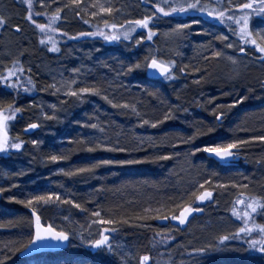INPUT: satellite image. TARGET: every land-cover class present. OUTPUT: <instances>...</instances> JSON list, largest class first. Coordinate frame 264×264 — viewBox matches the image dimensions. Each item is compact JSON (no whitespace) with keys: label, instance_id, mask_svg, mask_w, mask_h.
I'll return each mask as SVG.
<instances>
[{"label":"trees","instance_id":"16d2710c","mask_svg":"<svg viewBox=\"0 0 264 264\" xmlns=\"http://www.w3.org/2000/svg\"><path fill=\"white\" fill-rule=\"evenodd\" d=\"M10 5L12 8L17 7L20 13L21 6H26L23 0H12ZM190 14L185 22H188L189 18H201L208 27H212L215 23L219 24L216 19L207 15L196 12ZM34 18L39 22L45 17ZM78 39L81 37H76L74 40ZM10 42L17 44L19 50L26 48L25 54L31 51L32 55L35 53L30 45L24 46L20 41L15 40ZM213 44L215 45L214 41ZM198 46L193 43L190 55L185 56L182 62V66L188 65V68L184 71L183 77L179 76V85L166 84L164 78H148L144 73L134 78L127 72L126 67L119 72L115 68L105 66L104 61H95L92 64L89 76L84 81V87L95 83L102 88L99 95L101 99L107 94L117 103L126 101L134 104L141 114L140 118L149 120L162 118L167 108L172 105L188 109L187 112L175 110L172 119L152 127L151 124L141 125L130 108L129 112H121L119 108L114 107L117 110L111 113L105 111L100 103L101 114H96L95 118L97 124L106 128L103 135L108 136L114 146L119 141V146L127 147L128 151L106 149L88 151L87 144L79 142L83 134L71 131L60 145L48 143L38 148H31L26 142L21 150L13 149L7 152L5 157L0 153L1 165L7 169L5 181L0 185L5 188V191L0 193V224L4 225L0 227V258L5 254L10 256L4 264H121L113 259L103 262V259L100 260L89 253V246L85 247L70 238L65 247L32 257H20L23 251L16 254L9 252L4 247L6 243L12 240L18 241L22 235L27 236L32 230L26 222L19 220L30 217L31 210L26 205L10 200L9 197L17 195L24 198L29 193L41 190L59 191L62 196L72 195L73 199L88 209L84 212L68 204L71 208L70 212L74 215L80 214L83 220L89 219L97 206L106 217L115 215L128 218L130 222L122 224L116 235L122 242L134 246L133 251L138 254L148 253L152 257V264H264V254L247 250L243 240L225 242L224 247L209 249L203 254L189 252L191 247H206L209 243H215L216 235L240 226L231 212L227 211L239 192L264 195V142L249 141L239 149V162L227 166H221L207 159L203 151L194 156H185L184 153L190 145L176 143L177 137L186 138L204 124H215L211 109L216 105L225 106L221 109L225 112V116L220 124L216 125L214 132L198 136L193 140L194 145L202 147L218 137L247 139L252 135H264V88L261 87L264 80L263 72L251 67L239 77L226 74L217 63H206L196 56L200 48ZM196 66L200 67L199 72L192 71ZM205 72L207 75H204ZM117 73L120 75L118 76ZM31 74L32 72L27 73V75ZM202 75L204 79L197 83ZM249 88L252 89L251 92L248 91ZM32 94L34 90L31 93L21 90L16 104L23 106L24 110L22 115H18L10 130V135L15 136L19 133L25 141L27 137L22 132L25 125L32 122L25 108L28 103L26 98ZM14 95L13 92H8L0 96V99L11 102ZM239 95H245L246 99L230 107L231 102ZM212 97L215 99H211ZM106 103L109 104L108 101ZM109 105L113 107L112 104ZM88 115L91 117L90 114ZM98 136L103 138L101 134ZM149 137L153 138L157 147L154 148L148 143ZM141 139L145 141L144 144L140 143ZM53 151L63 153L68 158L55 162L45 160L44 156ZM172 151L181 153V156H173L168 160L142 161L144 156L163 155ZM20 157L25 160H19ZM98 160L140 162L101 165L94 170V175L81 173L69 177L60 171V169L72 170ZM19 172H23L24 175H15ZM213 172L217 174L213 179L222 181L235 179L238 183L248 184L249 187L236 189L229 185L227 189L217 188L214 196L218 204L213 201L200 202L190 195L185 196V202L190 199L193 206L201 207L203 211L190 216L189 222H192L184 231L175 227L173 240L160 243V237L156 236V233L161 228L168 229L173 226L154 225L153 220L157 219L154 212L148 213L149 219L139 220L138 217L144 215L142 210L149 207L158 208L161 202H168L167 198H175L181 192L191 193L198 187L196 181L207 179ZM50 173H57V176H49ZM48 184L49 188H47ZM101 185H103L102 190ZM173 202L178 205L181 202L175 199L168 202L169 210L178 215L179 208H173ZM162 214L167 215V212ZM42 219L48 222V218L43 214ZM258 219L262 222V218L258 217ZM143 224H147L148 227H142ZM228 227L233 228L229 230ZM188 231L191 237L185 238L184 233ZM189 243L191 246H188ZM11 246L9 244V247Z\"/></svg>","mask_w":264,"mask_h":264},{"label":"snow or ice","instance_id":"6c2138e0","mask_svg":"<svg viewBox=\"0 0 264 264\" xmlns=\"http://www.w3.org/2000/svg\"><path fill=\"white\" fill-rule=\"evenodd\" d=\"M150 7L146 10V13L140 17L133 18H123L122 22L118 17L123 16V5L117 8L112 0H104V2H99V0H93L89 3L88 0H67L64 3L63 0H38L39 5L44 9L42 12L37 11L35 8L34 0H23L24 5H26V13L24 20L33 26L34 33L38 36V42L40 45L48 46V51L53 53H59L61 51L58 40L62 37H68L70 39H75L76 37H102L104 41L113 42L121 41H134L136 46H140L142 42L153 41V38L157 36L160 32L158 27L159 22L164 18H171L176 16H187L189 13L196 12L200 14L207 15L212 19H216L219 24L227 26L230 32L239 37V42L232 43L228 42V36L224 32H219L215 34L209 29L200 28L199 32L206 33L211 36L209 39L203 42L200 47L202 52H207L208 55H201V59L206 63H209V57L213 59L226 58L231 62L233 66H239L241 63V58L236 55H231L222 49H218L213 44V40L225 42V47L227 49L236 48V50L241 54L251 55V50L247 48L250 44L254 46L260 54H264V28L253 29L250 27V18L254 14L264 15V0H146ZM54 9V10H52ZM67 12H71L75 17H78L86 24H92V20L85 19L86 16H91L97 18L102 23L95 25V30L91 32H76L74 36H70L67 31H65L59 24L61 20H67ZM238 10V12H237ZM83 13V15H82ZM34 17H45L46 22H38L37 18ZM9 17L0 14V29L6 28L8 26ZM201 18H189L188 22H176L174 26H169L165 35L171 36L175 39H181L189 35L192 31V25L202 24ZM11 27L15 30L17 34L23 32V27L21 24H13ZM57 34H62L58 37ZM136 34V35H134ZM242 42V43H240ZM27 51L26 48L18 50L15 55L11 56L9 64H4L0 61V96L6 95L8 92H13L15 95L11 102H6L4 99H0V153L10 152L11 150H21L26 141L21 138L20 134L17 133L15 136L10 135L11 127L14 121L17 119L18 115H22L23 106H17L16 99L20 95L21 90L25 93H31L35 88L36 84L32 79L31 75H27L26 79H22L25 73H31V67H25V63L22 57ZM262 62H264V57H262ZM177 61L175 59H165L162 55L158 54V51L152 48L148 49V54L144 55L142 59H137L135 62H130L127 64V72L131 73L135 70H143L149 73L158 74L164 79H170L175 74ZM188 68V65L181 66L179 71L183 73ZM201 69L199 66L193 67L192 71L199 72ZM72 72L79 74V68H72ZM119 76L120 73H117ZM204 75H207L205 72ZM204 75L200 76L196 81L199 83L204 79ZM238 75V73L236 74ZM76 84L75 79H62L59 82H53L49 85L50 88H55L57 92L62 89L66 90V95L72 97L83 98V94L92 93L100 95L102 92L101 86L93 83L91 86L77 87L73 88ZM264 88V83L261 84ZM41 91L46 89L41 88ZM249 92L252 91L251 88L248 89ZM103 99L112 104L113 107L120 109H131L132 112L138 117V122L141 125L151 124L152 127H156L163 121H167L173 118L172 113L175 110H182L187 112V108L183 106L172 105L167 108V111L162 115V118H155L152 120L140 118L141 114L137 111L134 104H129L126 101L120 103L115 102L110 99L107 94L103 96ZM211 99H215L212 97ZM246 99L245 95H239L238 98L231 102V106L240 104ZM211 100H209V103ZM30 103H35L30 101ZM43 108L42 105H37ZM223 105H216L211 109L214 114L215 124H204L198 127L196 131L185 137H177V144H189V149L184 153L185 156H194L198 152H206L210 156H215L218 160H229L240 155L239 149L242 148L249 141H262L264 142V135H252L247 139L240 138H230L225 139L223 137H218L213 141L205 143L202 147L196 146L192 143L198 136L207 135L216 130V125L220 124L222 118L225 116V112L221 110ZM52 109H56L57 105L54 103L51 105ZM46 119H52L55 117V113L49 116L47 111H41ZM76 123H81L76 121ZM86 126L92 129H99V133L103 136L100 138L95 133L89 136H80V143L87 144L88 151H96L97 149H106L109 151H128L127 147H120L119 141L116 142L114 146L110 141L109 137L103 135L106 132L105 127H101L97 123H87ZM40 127V123L37 121L27 123L25 125V132L37 129ZM31 143L33 145L42 144L43 141H38L37 139H32ZM141 144L145 141L141 139ZM148 143L152 147H157L153 142V138H148ZM139 150V148H137ZM173 156L180 157L179 152H167L163 155L153 154L151 156L142 157V161H158V160H168ZM68 157L63 153H57L53 151L51 154L45 155L44 159L50 162L66 160ZM140 161L136 160H98L92 163L86 164L81 167H75L72 170L65 171L60 169L65 175L71 177L81 173L95 174L94 170L101 165L105 164H132L138 163ZM15 175H24L23 172L15 173ZM217 174L212 173L203 179L202 181H196L195 184L198 186L196 190L188 193L187 191L181 192L179 196L173 198H167L168 202L179 200L181 203L178 205L172 203L173 208H179V214L176 215L168 208V202H161L158 208H146L143 209L144 215L138 217L139 220H147L150 217L148 213H155V218L160 220L178 221L179 225H186L189 222V217L193 213L202 212L201 207L193 206V203L189 199L185 202V196L194 197L196 201L205 202L213 201L219 203L215 200L214 192L217 188L227 189L228 186H232L236 189H248L249 185L244 183H238L235 179H228L222 181L219 179H213ZM207 185V187H205ZM10 187H15V185H10ZM63 187V186H61ZM103 189V185L100 186ZM202 189V190H199ZM5 188L0 187V193L4 192ZM10 200L17 201L20 204L26 205L27 208L31 210L30 217L19 218L20 222H26L28 226L32 229L27 236H21L19 240L9 241L4 245L12 254L25 251L36 242L43 240H55V241H68L71 235L70 231L65 230L61 227L59 230L51 222H45L42 219V214L38 209L43 206L48 205H58V204H71L74 205L76 209H81L87 212L88 209L84 207L83 204L77 202L73 199L72 195L62 196L59 191L52 190H41L38 192L29 193L24 198H20L17 195H12L9 197ZM227 211L231 212L233 218L239 222L240 226L235 227L231 231H226L223 234H218L215 236V243H209L206 247H191L189 249L190 254H203L209 249H219L225 246V242L232 240H243L247 245V250L258 251L260 254H264V222H260L258 217L264 218V195H255L246 192H239L232 201V205ZM167 212V215L162 214ZM69 216H65L64 220L68 221ZM129 219L123 216L117 217L115 215L105 216L102 214V210L99 206L97 209L91 213V217L88 220L89 235L88 237L81 236V239L89 246L94 247L100 251H105L109 254L119 257L121 264H152V257L148 253L138 254V252L133 251V247L126 242L121 241L118 234L120 226L122 224L129 223ZM4 225L0 224V227ZM93 226L95 230L93 232ZM142 227H148L147 224L141 225ZM83 227V225H81ZM173 227L168 229L161 228L156 236L160 237V243L166 241H171L175 237ZM9 244L12 246L9 247ZM155 246V245H154ZM10 256L5 254L0 258V264H4L5 261L9 260Z\"/></svg>","mask_w":264,"mask_h":264},{"label":"rangeland","instance_id":"374dc122","mask_svg":"<svg viewBox=\"0 0 264 264\" xmlns=\"http://www.w3.org/2000/svg\"><path fill=\"white\" fill-rule=\"evenodd\" d=\"M63 2L67 3V0H63ZM88 2L92 3L93 0H88ZM99 2H104V0H99ZM112 2L117 8H120L121 5H123V16L118 17L121 22L123 18L140 17L144 15L146 10L150 7L146 0H112ZM34 3L37 11L42 12L44 10L39 5L38 0H34ZM10 4H12V0H9V2H6V0H0V14L9 17L8 26L4 29H0V61H3L4 64H9L11 56L18 52V45L10 42L11 40L20 41L24 46L30 45L37 54L35 55L34 53L32 55L31 51V54L28 53L22 57L25 67L32 68L31 76L36 84L34 94L26 98L28 103L25 108L29 120L40 123V127L37 131L26 136V142L31 148H38L48 143L60 145L62 140L66 138L71 131H77L86 136H91L95 133L98 136L100 134L99 130L87 127L86 122L96 123L97 119L95 118V115L101 114L99 104L101 103L103 109L107 112L113 113L117 110L107 104L105 99H101L99 95L96 94L86 93L83 94V98L81 99L80 97L66 95V90L64 89L57 92L55 88L49 87L54 81L59 82L62 79H75L76 84L73 85V88L84 87V81L89 76L92 64L95 61H104L105 66H110L121 72L125 67L127 69L128 63L135 62L137 59H142L144 55L148 54V49L152 48L153 50L158 51V54L162 55L165 59H175L177 61L175 74L170 79H166L165 83L179 85V78L183 77L185 73H181L179 68L182 66L185 56L190 55L192 44L195 43L200 47L203 42L212 39L211 36L199 32L198 29L206 28L215 34H219V32L222 31L228 36V42L234 44L239 42V37L230 32L227 26L216 23L212 27H208V25H204V23L192 25L191 33L181 39H175L164 34L170 25L174 26L176 22H185L184 20L191 16L189 13L187 16L180 15L173 17L171 20H169V18L162 19L158 25L160 32L153 38V41L142 42L140 46H136L134 41H125L123 39L121 41L108 42L104 41L103 38L99 36H85L78 40L62 37L58 40L61 51L59 53H53L48 51L50 45L44 46L39 44L38 36L34 33L33 26L24 20L26 6H21V13H23L21 16V13L18 11L19 9L17 7L12 8V5ZM65 12L67 20H61L59 24L69 33L70 36H74L76 32L94 31V26L102 23L97 18L86 16L85 19L92 20V24H86L78 17H75L71 12H67V10H65ZM17 20L20 21L19 24L23 27V32L20 34H17L11 27V25L17 24L14 23V21ZM39 22H46V18H43ZM249 23L250 27L253 29L264 28V15L254 14L250 18ZM57 36L61 37L62 34H57ZM8 39L10 41H8ZM213 41L215 42L216 48L222 49L228 54L236 55L241 58L240 65L233 66L226 58L213 59L209 57L210 63H217L218 67L223 69L226 74L239 77L251 67H256L261 73L263 72L262 69L264 68L260 64V57L263 54L258 52L259 54L257 56L254 55V46L250 44L247 46L252 53L251 55H247L239 53L236 48L227 49L225 47V42ZM198 50L196 56L201 57V55H208L207 52H202L201 47ZM74 67L80 69L79 74L71 71ZM141 73L146 75L143 70H135L130 74L132 77L136 78V76ZM237 73L238 75H236ZM26 75L27 72L24 77L21 78L26 79ZM41 88L46 90L41 91ZM30 101H34L35 103H30ZM54 103L57 105L56 109L51 108V105ZM37 105H42L43 108L38 107ZM42 110L47 111L49 116H52L53 113L56 115L52 119H46L41 115ZM120 111L129 112L130 110L120 109ZM88 114H90L91 117H89ZM76 121H80L81 123H76ZM32 139L43 141V143L38 146L33 145L31 143ZM3 155L4 157L7 156V152H4ZM19 160L24 161L25 159L20 157ZM1 164L2 163L0 162V185L5 181L7 176V169ZM56 174L57 173H50L49 176H57ZM47 188H49V184L47 185ZM70 209L71 208L68 204H58L43 206L38 209V211L45 215L48 218V222L53 223L58 230L63 227L65 230L70 231L71 235L69 238L74 240V242L88 247L89 245L81 239V236L88 237L89 235V219H81L80 214L74 215L70 212ZM65 216H69L70 219L65 221ZM261 220L264 222V218ZM191 222L192 221L188 222L186 225L188 228ZM81 225H83V227H81ZM232 228L233 227H228L227 229L231 230ZM92 230L94 232L95 226H93ZM184 237L190 238L191 233L189 231L185 232ZM188 246H191V243H189ZM95 256L100 260L103 259V262L105 263L112 259L121 262L119 257L105 251H99Z\"/></svg>","mask_w":264,"mask_h":264},{"label":"water","instance_id":"95a60500","mask_svg":"<svg viewBox=\"0 0 264 264\" xmlns=\"http://www.w3.org/2000/svg\"><path fill=\"white\" fill-rule=\"evenodd\" d=\"M146 76L148 78H152V79H159V78H163L161 76H159L158 74H154V73H149L146 72ZM38 129V128H37ZM37 129L31 130L29 132H25V129L23 130V135L28 136L32 133H34L35 131H37ZM204 156L209 159L212 160L213 162L220 164L222 166H226L229 163H236L238 162L239 158L238 156L229 160H218L215 156H210L208 153H204ZM31 214V211H30ZM153 224L158 226V227H166L169 224L172 226H176L180 231H184L185 227L187 225H179L178 221H172L170 218L169 220H160V219H155L153 220ZM67 245V241H55V240H43V241H39L36 242L33 246H31L30 248H28L27 250L23 251L20 253V257L22 258H26V257H32L35 256L39 253H45V252H50V251H54V250H58L60 248H63ZM89 253L91 255L96 254L98 251V249L94 248V247H89Z\"/></svg>","mask_w":264,"mask_h":264},{"label":"flooded vegetation","instance_id":"af4514ba","mask_svg":"<svg viewBox=\"0 0 264 264\" xmlns=\"http://www.w3.org/2000/svg\"><path fill=\"white\" fill-rule=\"evenodd\" d=\"M255 55L256 54H258V50L256 51V53H254ZM260 64L263 66V68H264V62H262L261 60H260ZM263 70V72H264V69H262Z\"/></svg>","mask_w":264,"mask_h":264},{"label":"bare ground","instance_id":"6f19581e","mask_svg":"<svg viewBox=\"0 0 264 264\" xmlns=\"http://www.w3.org/2000/svg\"><path fill=\"white\" fill-rule=\"evenodd\" d=\"M73 40H74V39H73ZM238 158H239V156H238ZM238 162H239V160H238ZM238 162H236V163H238ZM98 252H99V251H98ZM98 252H97V253H98ZM97 253H96V254H97ZM94 255H95V254H94Z\"/></svg>","mask_w":264,"mask_h":264}]
</instances>
